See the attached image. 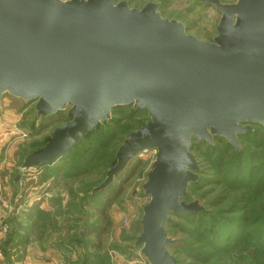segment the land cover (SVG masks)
Segmentation results:
<instances>
[{
	"label": "water",
	"instance_id": "95a60500",
	"mask_svg": "<svg viewBox=\"0 0 264 264\" xmlns=\"http://www.w3.org/2000/svg\"><path fill=\"white\" fill-rule=\"evenodd\" d=\"M203 1L221 13L213 42L164 18L153 2L137 9L125 0H0V107L8 93L36 102L38 116L67 111L70 119L20 171L68 155L114 108L147 111L150 120L124 140L95 191L137 154L156 151L136 240L150 264H176L164 222L203 210L184 200L199 171L193 142L223 137L239 148L249 123L264 125V0Z\"/></svg>",
	"mask_w": 264,
	"mask_h": 264
},
{
	"label": "rangeland",
	"instance_id": "374dc122",
	"mask_svg": "<svg viewBox=\"0 0 264 264\" xmlns=\"http://www.w3.org/2000/svg\"><path fill=\"white\" fill-rule=\"evenodd\" d=\"M127 1L131 8L137 9H141L147 2L157 3L164 18L183 23L189 34L201 40L213 42L217 35L221 13L215 6L204 5L199 0ZM220 1L232 4L238 0ZM35 105L36 102H33L26 106L22 99L8 93L3 96L0 107V205L2 201H12L17 208H21L23 201H49L47 204L49 210H45L43 216L40 215L42 220L40 235L36 234L35 237L38 242L51 245L61 254L64 264L68 262L67 257L70 255L65 252L63 256L61 248L57 245L71 247L74 253L70 258L76 259L74 264H150L140 253V247L135 246V238L139 235L142 209L146 204L143 185L155 161L156 151L152 149L137 154L126 168L115 176L112 184L94 198L90 197L91 191L102 181L106 171L107 157L104 160L98 157L107 154L109 147H113L115 143L102 148L106 146L105 142L97 140L96 145L101 150L94 162L90 160L82 165L76 157L78 154H75L72 159L67 160L68 164L65 166L64 161L60 160L52 166L29 170L26 176L22 177L23 171H20V166L26 156L41 148L57 126L70 120L67 111L49 117L38 116ZM129 113L128 109L121 108L114 112L113 118L119 122L128 117ZM137 119L143 122L146 114H139ZM132 123L135 122L123 121L120 125L112 124V128L119 134L120 126ZM221 147L223 148V145ZM206 149V145L200 143L193 154L200 158ZM229 156L230 153H224L222 157L231 160ZM211 159L203 157L198 160L201 168L206 167L204 171H212ZM62 165L64 168L60 169ZM228 168L227 166L224 170L227 171ZM204 175V184L198 186V191L189 192L187 202L197 200L206 207L207 213L212 215V220L208 217L204 221L205 227H208L215 218L214 214L216 217L230 214L229 206L240 191L236 189L231 192H228L229 190L220 192L222 187L215 191L213 188L216 186L209 182L211 176L207 173ZM215 177L222 179L220 176ZM118 189H122L121 195L111 202L106 214L103 215L106 203ZM263 205L264 201H258L255 208L260 209ZM176 220L179 225L169 230L168 237L176 241L175 247L170 246L169 252L178 259V264H264V250H256L255 246L248 244L246 240L245 246H238L239 248L235 250L227 248L223 243L221 249H225L224 251L210 254L208 238L198 235L193 223ZM14 222H19L14 214L6 219L0 216V234L6 235L2 236L3 240L10 230L15 228ZM250 229L249 227L242 232L248 233ZM95 230L97 233L101 232L100 237L94 234L87 238L83 236L86 231L89 234L91 231L95 233ZM69 232L71 234H68ZM247 236L244 239H247ZM3 240L0 243L2 247L5 242ZM18 245L20 243L13 246ZM20 251V249L14 251L12 264L14 261L15 264L22 262L24 255Z\"/></svg>",
	"mask_w": 264,
	"mask_h": 264
},
{
	"label": "trees",
	"instance_id": "16d2710c",
	"mask_svg": "<svg viewBox=\"0 0 264 264\" xmlns=\"http://www.w3.org/2000/svg\"><path fill=\"white\" fill-rule=\"evenodd\" d=\"M199 1L204 5L214 6V5H208L203 0H199ZM116 3L119 2L116 1ZM121 108L128 109L130 113L129 115H127L128 117L118 122L116 121V119L114 120L113 116H114V112L118 111ZM143 113L146 114V119L143 122H141L139 119H137V117H139V114H143ZM131 120L134 121L136 124L132 123L131 125L120 126L119 128L121 131L119 134H117L118 132H116V130L114 131V129L112 128V124L120 125L122 124L123 121H131ZM149 120L150 118L148 117L146 110L136 109L133 105L120 106L114 108L109 121L101 122L92 132L88 133L79 144L74 146L68 155L62 157L60 160L64 161V166H65L68 164L67 160L72 159L75 156V154H78L76 156L77 159L80 160L82 165H84L88 163L90 160L94 162V160L97 159L96 156L100 154L101 148L96 145L97 140L105 142L106 146L102 148H106L114 143L116 144L113 147L111 146L109 147L107 154L98 157V158H102L103 160L107 157L106 171L103 175L102 181L98 185H96L95 188H93L91 191L90 197L94 198L104 191V190L103 191H95V190L105 180L109 169L116 165L118 161L117 152L119 147L123 144L124 140L129 137L131 132L136 131L141 127L145 126ZM249 126H250V130H248L246 133L242 135H239V141L241 144L239 148L230 144L223 137H215L213 144H209L208 142L202 140L199 143L193 142L192 145V153L194 152V149L197 147L198 144L203 143L206 145L207 149L205 150V152L201 153L200 158L203 157L204 159H208L209 157L212 158L210 160L212 171H207V170L204 171L206 167L201 168L200 163L198 161L200 160V158L196 155V159L199 164V171L196 172L197 180L189 184L187 197L184 200L187 202L190 191L196 192L199 190L198 186H200L202 183L204 184L205 182L203 179L205 176L204 174L207 173L209 176H211L209 181L211 185L216 186L213 188L215 189V191L219 187H222L220 192H225L228 190H229L228 192H231L232 190H236V189L240 191L238 197L234 198L232 200L233 202L231 203L232 205L229 206L230 214L224 215L223 217H216L214 214L215 218L210 223V226L205 227L204 225L205 219L209 217L212 220L211 218L212 215L211 213H207L206 207L200 204L203 207V210L195 214H185V215L172 214L171 215L172 221L164 222L167 235L169 234L170 229L179 225L178 224L179 222L176 219H180V220H186L190 224L193 223L192 225L196 227L195 229L196 233H198V235L200 236H205L208 238V242H209L208 246L210 249L209 251L210 254H212L211 252L224 251L225 249H221L223 243L226 244L227 248L235 250L236 248H239L238 246L240 247L245 246L246 245L245 240L248 242V244L250 243L254 245L256 250H260V251L264 250L263 249L264 205L260 209L255 208L256 202L264 201V155H263L264 125H261L259 123L258 124L249 123ZM252 127H256V128L254 129ZM256 134H258L257 137ZM50 138L51 136L44 143V145L50 140ZM222 145L223 148L221 147ZM37 149H35V151ZM224 153L225 154L230 153L229 157H231V160H229V158L227 159L225 157H222L224 156ZM53 164L50 165L44 164L41 165L39 168L52 166ZM64 166L62 165L60 169L64 168ZM227 166L229 168L227 171H225L224 168H226ZM28 171L29 170L23 171L22 177H25ZM245 172H247V174H245ZM215 176H220L222 179H216ZM222 180H224V183H222ZM121 192L122 189H118L115 192L114 196L108 200V203H106V208L102 212L103 215L106 214L107 210L111 205V202H114V200L121 195ZM226 199L228 200V196L226 197ZM43 214L44 213H42V216ZM248 214L250 215L248 216ZM106 218H107L106 220H108V217ZM14 224H15V228L10 230L8 236L4 240L5 241L4 247L20 243V241L18 240L19 238L18 227H20V223L14 222ZM249 227L251 229L248 231V233L242 232L243 230H247V228ZM139 228L140 229L138 234L140 235L142 232L141 220L139 223ZM94 232L95 233L91 231L88 234V231H86L83 234V236L87 238L90 237L91 234H94L100 237L101 232L97 233V230H95ZM68 234L71 233L69 232ZM237 234H239L238 237L236 236ZM75 236H77V234H75ZM138 236H136L135 238V246L140 247L141 249V246L136 245V240ZM245 236H247L246 237L247 239H244ZM60 247L63 248L65 252L69 253L70 255L67 257L68 264H74L76 259L70 258L71 255L74 253L71 250V247L69 245L67 246L60 245ZM169 248L170 247H168V250ZM178 262H179L178 259H176V264H178Z\"/></svg>",
	"mask_w": 264,
	"mask_h": 264
},
{
	"label": "crops",
	"instance_id": "0c3cea01",
	"mask_svg": "<svg viewBox=\"0 0 264 264\" xmlns=\"http://www.w3.org/2000/svg\"><path fill=\"white\" fill-rule=\"evenodd\" d=\"M48 202L49 201H23L21 208H17L12 201H2L0 205V216L6 219L9 215L14 214V217L20 223V227H18V240L20 241V245L16 247L13 245L7 247L0 246V262H4L3 264H12L11 258L14 251L20 249V252L24 255L20 264H64L63 260H61V254L51 245L45 242H38L35 237L36 234L40 235V227H42L40 214L44 213L45 210H49L50 207L47 205ZM0 235L1 243L3 240L2 236L6 235L5 233H1ZM57 246L60 247V245ZM60 251L63 252L64 256L65 250L61 248ZM52 257L54 259H52ZM14 262L13 264H15ZM66 264H68V262Z\"/></svg>",
	"mask_w": 264,
	"mask_h": 264
},
{
	"label": "built area",
	"instance_id": "2783aa9c",
	"mask_svg": "<svg viewBox=\"0 0 264 264\" xmlns=\"http://www.w3.org/2000/svg\"><path fill=\"white\" fill-rule=\"evenodd\" d=\"M145 198V202L147 203L149 201V197H144Z\"/></svg>",
	"mask_w": 264,
	"mask_h": 264
}]
</instances>
